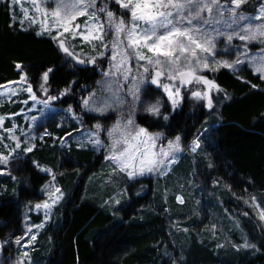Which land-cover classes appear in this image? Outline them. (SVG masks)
Returning a JSON list of instances; mask_svg holds the SVG:
<instances>
[{
  "label": "trees",
  "instance_id": "trees-1",
  "mask_svg": "<svg viewBox=\"0 0 264 264\" xmlns=\"http://www.w3.org/2000/svg\"><path fill=\"white\" fill-rule=\"evenodd\" d=\"M10 16L6 3H0V87L18 81L23 74L37 93L42 74L52 68L54 71L49 73L48 80L50 93L71 85L68 100L61 105L72 104L85 125L96 123L93 116L81 111L75 94L83 88L94 87L99 77L95 73L99 63L68 65L72 59L64 58L52 40L36 36L33 29L21 31L17 23L9 27ZM17 63L22 66L20 69L16 68ZM242 69L241 76L225 69L206 74L222 89L211 93L215 97L212 110L185 97L179 110L172 114L169 126L151 127L149 131L163 132L167 139L181 135L185 151L201 135L203 158L192 163L193 182L200 188L213 190L212 198L235 217L239 223L237 229L255 246L252 257L233 253L231 249L236 242L232 241L233 245L227 246L229 253L223 254L227 259H222L213 243L197 239L193 231L196 227L214 223L207 219L203 204L192 208L198 219L195 224L192 213L187 214L192 220L184 224L187 232L169 229L170 216L164 212L152 178L129 186L128 204L114 213L100 207L98 201L90 200L91 196L81 199L84 180L98 166V158L90 153L57 151L52 153V158L59 161L58 170L67 168L66 155L72 158L73 164L65 172L68 180L63 183L72 190L58 210V226L50 232L44 264H173L177 257H183V264H264V226L252 219V207L245 203L252 197L264 196V81L247 66ZM156 94L167 100L160 91L156 90ZM225 94L229 99L224 98ZM162 111L171 113L170 103ZM136 119L145 126L140 115ZM160 123L164 124L162 118ZM70 130L59 131V136ZM8 166L7 173L11 175L0 178V241L20 235L21 205L39 201L42 197L39 191L47 180L31 165L29 157L13 160ZM229 206L237 209L236 212ZM244 212L251 217H245ZM182 234L187 236L189 244L180 238Z\"/></svg>",
  "mask_w": 264,
  "mask_h": 264
},
{
  "label": "snow or ice",
  "instance_id": "snow-or-ice-1",
  "mask_svg": "<svg viewBox=\"0 0 264 264\" xmlns=\"http://www.w3.org/2000/svg\"><path fill=\"white\" fill-rule=\"evenodd\" d=\"M5 3L12 13L9 27H14L17 22L21 31L28 30L24 27L26 22L30 26H38L36 36L50 37L58 49L77 64L96 66L98 60L108 61V70L102 73L105 79L100 82L106 85L101 89L102 94L92 93L82 100V110L95 113L97 122L91 129L77 130L80 132L77 147L90 146L93 151L103 149L104 159L110 162L112 173L125 174L129 181L146 175H166L178 161L185 151L183 137L178 134L167 139L163 132L154 133L149 129L170 125L172 114L185 99L184 93H190V98L195 101H205V107L212 110L215 97L211 93L214 90L219 93L222 89L206 75L207 72L215 73L221 68L238 72L247 65L264 81V0H256L259 7L254 14L246 12L243 7L250 0H30L35 15L28 9H22L23 16L18 21L13 9L19 0H12L11 4L5 0ZM48 4H54V9L49 11ZM112 4L118 6L119 16L111 10ZM80 17L85 18L83 26L76 23ZM109 35L111 40L107 39ZM77 39L82 42V47H91L95 54L84 56L82 50L77 53L74 43ZM221 43L222 48L219 47ZM253 46H257L256 51H252ZM232 53H235V58L231 61L217 59V56H231ZM21 67L16 64L17 69ZM52 71L49 68L41 77L40 90L45 100L37 98L31 84L22 89L29 94L33 105L44 106L38 109L43 115L33 116L29 128L37 126L38 120L48 115L46 110H50V101L67 95L71 90L70 85L59 96L50 95L48 80ZM26 80L27 77L22 75L21 81ZM157 89H163L167 100L156 94ZM7 94L13 96L17 93L9 90ZM224 98L229 99L227 94ZM169 102L171 113L162 111ZM23 103L27 104L28 100ZM67 111L71 113L73 110L69 107ZM113 112L117 119L105 127L100 121L109 119ZM138 115L145 121V126L137 123ZM161 118L164 124L160 123ZM72 119L83 128L82 117L73 114ZM3 120L0 117V126ZM16 128L13 124L12 128L5 129L7 138L15 143V147L7 154L0 152V166L8 165L13 158L19 159L18 150L28 153L35 147L29 146L35 137L21 129V134L26 137L25 147L21 149V140L15 135ZM46 135H50L47 130L40 139ZM67 135L71 137L72 133ZM165 139L166 144L163 142ZM61 142L66 143L63 138ZM2 143L3 138L0 137ZM3 147L8 149L9 145L3 144ZM199 147V137L187 146L192 153ZM32 163L52 177L42 189L47 199L35 205L37 210H45L44 222L34 225L39 229L50 219L52 208L64 199V193L55 186L56 175L50 168L40 167L36 161ZM3 173L4 168L0 167V174ZM7 174L11 175L10 172ZM11 178L16 180L15 176ZM177 200L183 203L181 197L177 196ZM115 203L120 204V200ZM245 203L249 207L255 206L259 210V221L264 222V207L256 198L252 197ZM243 215L247 217L249 214L244 212ZM30 232L31 228L25 235ZM35 239L36 236L32 235L31 240ZM15 243L19 245L21 238H17ZM234 247L239 251L241 247L249 249L255 246L245 238L244 244ZM173 264H183V257L174 258Z\"/></svg>",
  "mask_w": 264,
  "mask_h": 264
},
{
  "label": "rangeland",
  "instance_id": "rangeland-1",
  "mask_svg": "<svg viewBox=\"0 0 264 264\" xmlns=\"http://www.w3.org/2000/svg\"><path fill=\"white\" fill-rule=\"evenodd\" d=\"M2 2H5V0H0V3ZM221 2L224 1L221 0ZM7 3L11 4L12 0H7ZM46 7L49 11H51L52 9H54L55 5L48 4L46 5ZM110 7L111 10L116 11L117 15L119 16L118 6L112 4ZM243 7L246 12L254 14L255 9L259 7V5L256 3V0H250V3ZM22 9H28L30 14H32L33 16L35 15L30 0H19V3H17L13 9L16 13L17 21L23 16ZM49 19H51V17H49ZM84 19V17H80L77 19L76 23H80L83 26ZM17 25L20 28L18 22ZM24 27L26 29H33L35 32L39 30L38 26H30L28 22L25 23ZM41 37L50 39V37H48L47 35ZM107 39L111 40V35H109ZM74 43L76 45L75 51L77 53H80L82 50L84 56L95 54L92 51L91 47H82V42L79 39H77ZM235 43L239 44L240 42L235 41ZM56 47L58 49L57 45ZM219 47L222 48L223 44L221 43ZM256 50L257 46H253L252 51ZM58 51L64 56V58L71 60V58L66 57L62 51H60L59 49ZM234 58L235 53H232L231 56H217V59H228L229 61ZM97 62L99 64L96 67L95 73L99 77L94 87L90 90L83 88L78 91L77 94H75V97L77 98L78 103L81 107V111L93 117H95L96 114L87 113L83 111L81 105L82 100L84 98H88L92 93H96L97 96H100L102 94L101 89L106 87V85H103L100 82L105 79L102 73L108 70V61L105 59L103 61L98 60ZM67 63L71 66L76 65V62L74 60H71ZM245 66L242 68H245ZM242 68L238 72H232L226 68L221 69H225L233 75L241 76V73L243 71ZM206 74L210 75L213 74V72H207ZM21 76L18 81H14L0 87V93H4L3 95H0V117L4 118L3 125L0 126V137L3 138V143L0 144V152H4L5 154H7V152L11 148L15 147V143L7 138L8 133L5 131V129L12 128L13 124L17 126L15 135L21 140V149L25 147L24 141L26 137L21 134L20 130L23 129L25 133H28L30 136H34L35 139L31 140L29 145H35L33 150L28 153H24L22 150H18L20 158H13L11 159V161L22 160L26 157H29V159L31 160V165L36 169V171L39 174L47 177V180L44 185L48 184L51 181L52 177L44 172H41L39 168L33 165L32 161H36L40 167L50 168L52 172L56 175L55 186L61 188L62 192L64 193V199L58 205L52 208L50 212V219L46 223H44V226L42 228L39 229L34 227V225H39L44 222L45 210L43 208L37 210L35 205L37 203H42L44 200L47 199V196L42 191L44 185L39 191L40 195L42 196L39 201H37L36 203H26L21 205V233L17 237L21 238V243L19 245L15 243V240L17 238H9L4 241H0V264H20L21 261L23 262V264H44L45 258L49 251L50 232L55 231L58 226V210H60L64 206L72 190V188L70 189L67 186L63 185V183L67 182L68 180V175L65 172L69 171L67 169L72 166V158L69 155H66L64 161H69L68 163H66L67 168L64 170H58L59 161L55 158H52V153H56L57 151L61 153L65 152L66 154H73L76 152L90 153L94 157L98 158V166L95 168L94 171L90 172V174L88 173L84 180L83 190L80 195L81 199H86L91 196V198H89L90 200L98 201L100 207L106 208L107 211L110 213H114L121 210L122 208L124 209L128 204L129 198L127 188L129 186H131L134 182L145 181L148 178H152V185L154 187V190H156V192L160 195V200L162 201L165 207L164 212L168 217L170 216L169 218L171 221L168 225L172 228L169 227V229L174 228L178 230L179 228L184 231V224H189L192 221L186 217L189 212H191V215L194 216L192 218H195V224L198 219L197 217H195L192 208L203 204L204 212L207 216V219L211 220V222L214 223L210 225L196 227V229L193 230L196 232L198 240L201 241V239L204 238L210 243H213L217 251L221 252V256L219 257L222 259H227V257H225L223 254L229 253L227 246H232V241L236 242L235 245L237 246L244 244L245 236L242 232H240V229H237L239 228V226L235 220V217H233L231 212L226 209L222 205V203L219 204L218 200L212 198L211 192L213 190L210 191L200 188L199 185H197V182H193L195 181V179L192 173V163L195 159H197L196 162H201L203 158L201 150V135L199 136L200 147L197 152L192 153L189 150L184 151L178 161L171 166V170L166 175H146L144 177H138L135 180L129 181L125 174L112 173L110 162L105 161L104 159L103 149H101L100 151H93L91 150L90 146L82 148L77 147V137L80 136V132L77 130L91 129L95 123L91 126H87L83 123L82 128L80 123L72 119L73 114L79 116L75 113L72 104L67 103L64 106L61 105L63 104L62 101L68 100V95L71 91H69V93L63 97L50 101V110H46L48 111V115L43 119H39L37 126L29 128L28 125L32 122L33 116L41 117L43 115V113L38 111V109H41L44 106L43 104L33 105V102L31 101V99H29V94L26 91L22 90L27 88L29 84L27 83V81H21ZM257 76L259 75L257 74ZM152 88L155 89L156 86L153 85ZM9 90L15 91L17 94L9 96L7 94ZM157 91H160L161 94H163L164 97L167 99L166 94L163 93V89H157ZM60 92L61 91L57 93H50L49 91V94L52 96H59ZM213 92H215V90ZM36 94L39 100L43 101L46 99L45 95L43 94V92H41V90H38ZM184 95L190 100L195 101L190 98V93H184ZM128 99H131V97H128ZM24 100H28V103H23ZM198 103H203L205 105L206 102L199 101ZM69 107H71L73 110L71 113L67 111ZM179 108L180 107H178L176 110H179ZM109 116V119L101 121V123H103L105 127L111 125L117 119V114L114 112L110 113ZM67 129H71L69 133H72V136L69 137L67 133L63 137H60L59 131ZM45 130H47L50 135L44 136L43 140H41L40 137L45 132ZM61 138H63L66 143H62ZM104 139L105 143H107L106 137ZM166 143L167 142H165V144ZM3 144H8L9 148L5 149L3 147ZM0 167L4 168V173L0 174V178L6 177L7 169L9 168V166L6 165ZM87 191L89 192L87 193ZM171 195H174V197H172V201ZM177 196L183 199V203L178 202ZM261 198L257 196L256 200L259 204L261 203V207H264V196H261ZM117 199L120 200V204L115 203ZM205 201L207 202V204ZM158 206H161V204H158ZM229 209H232L233 212H236L237 210L234 207L230 206ZM251 214L253 215L252 219H255L264 226V222H261L258 219L259 210L255 206H252ZM182 218H184L185 220H181ZM214 225L215 228L213 227ZM29 228H31V232L25 235ZM50 229L51 231H49ZM185 234H182L180 238H182V240L189 244V240L187 239V236ZM32 235L36 236V239L34 241L31 240ZM29 241L31 242L28 243ZM26 244L27 247H25ZM218 245H222V247H218ZM231 251L235 254L240 252L252 257L255 254L256 249L254 247L249 249L241 247L240 250L237 251L235 247H232ZM25 252L27 253V256L24 255Z\"/></svg>",
  "mask_w": 264,
  "mask_h": 264
},
{
  "label": "water",
  "instance_id": "water-1",
  "mask_svg": "<svg viewBox=\"0 0 264 264\" xmlns=\"http://www.w3.org/2000/svg\"><path fill=\"white\" fill-rule=\"evenodd\" d=\"M224 1V0H223ZM81 65V64H80Z\"/></svg>",
  "mask_w": 264,
  "mask_h": 264
}]
</instances>
